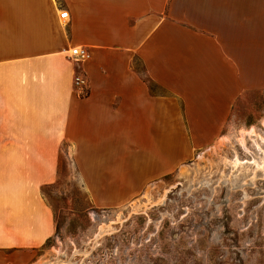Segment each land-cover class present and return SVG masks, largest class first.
<instances>
[{
  "label": "crops",
  "instance_id": "obj_1",
  "mask_svg": "<svg viewBox=\"0 0 264 264\" xmlns=\"http://www.w3.org/2000/svg\"><path fill=\"white\" fill-rule=\"evenodd\" d=\"M257 91L264 0H0V264H33L55 234L42 189L63 154L94 207H119Z\"/></svg>",
  "mask_w": 264,
  "mask_h": 264
},
{
  "label": "rangeland",
  "instance_id": "obj_2",
  "mask_svg": "<svg viewBox=\"0 0 264 264\" xmlns=\"http://www.w3.org/2000/svg\"><path fill=\"white\" fill-rule=\"evenodd\" d=\"M42 192L56 230L33 264H264V93L240 98L213 145L128 204L94 207L65 154Z\"/></svg>",
  "mask_w": 264,
  "mask_h": 264
},
{
  "label": "built area",
  "instance_id": "obj_3",
  "mask_svg": "<svg viewBox=\"0 0 264 264\" xmlns=\"http://www.w3.org/2000/svg\"><path fill=\"white\" fill-rule=\"evenodd\" d=\"M66 14L64 13L62 15L63 18H65ZM71 57L73 58L74 61L79 62L81 60H85L89 58V52L85 47L81 46H74L70 50ZM82 82L81 75H76L74 78V83L76 85L80 84Z\"/></svg>",
  "mask_w": 264,
  "mask_h": 264
}]
</instances>
